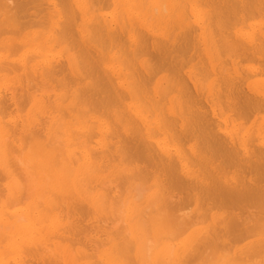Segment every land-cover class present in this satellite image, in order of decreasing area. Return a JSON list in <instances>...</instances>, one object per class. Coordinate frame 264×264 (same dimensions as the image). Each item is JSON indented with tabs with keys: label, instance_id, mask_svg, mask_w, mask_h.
Instances as JSON below:
<instances>
[{
	"label": "bare ground",
	"instance_id": "obj_1",
	"mask_svg": "<svg viewBox=\"0 0 264 264\" xmlns=\"http://www.w3.org/2000/svg\"><path fill=\"white\" fill-rule=\"evenodd\" d=\"M264 0H0V264L264 261Z\"/></svg>",
	"mask_w": 264,
	"mask_h": 264
},
{
	"label": "snow or ice",
	"instance_id": "obj_2",
	"mask_svg": "<svg viewBox=\"0 0 264 264\" xmlns=\"http://www.w3.org/2000/svg\"><path fill=\"white\" fill-rule=\"evenodd\" d=\"M262 240H264V230H262ZM206 264H243V262L232 260H210L207 261ZM261 264H264V261H261Z\"/></svg>",
	"mask_w": 264,
	"mask_h": 264
}]
</instances>
